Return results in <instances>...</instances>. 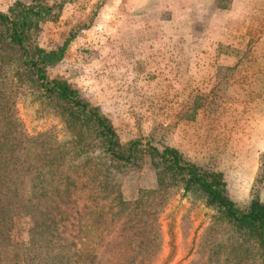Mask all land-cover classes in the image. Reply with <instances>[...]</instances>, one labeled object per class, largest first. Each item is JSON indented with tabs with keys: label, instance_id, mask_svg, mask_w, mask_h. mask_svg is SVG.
I'll return each instance as SVG.
<instances>
[{
	"label": "rangeland",
	"instance_id": "374dc122",
	"mask_svg": "<svg viewBox=\"0 0 264 264\" xmlns=\"http://www.w3.org/2000/svg\"><path fill=\"white\" fill-rule=\"evenodd\" d=\"M16 2L51 10L34 34L38 47L57 54L48 78L98 110L122 146L139 140L174 149L221 173L238 209L254 196L264 203V152L255 169L264 78L253 73L264 77V0H0V13ZM15 109L27 136L73 141L61 116L31 91L18 94ZM153 184L145 161L141 172L124 174L122 195L132 200ZM212 216L199 196L176 189L159 219L153 264L205 263Z\"/></svg>",
	"mask_w": 264,
	"mask_h": 264
},
{
	"label": "trees",
	"instance_id": "16d2710c",
	"mask_svg": "<svg viewBox=\"0 0 264 264\" xmlns=\"http://www.w3.org/2000/svg\"><path fill=\"white\" fill-rule=\"evenodd\" d=\"M50 11L16 2L0 13V264H153L162 248L159 219L178 188L213 210L203 264H264L258 197L240 210L221 173L169 147L122 146L98 110L48 78L57 54L38 47L34 34ZM21 91L61 116L75 134L70 145L51 132L24 133L15 109ZM145 161L153 187L124 199V174L141 172Z\"/></svg>",
	"mask_w": 264,
	"mask_h": 264
},
{
	"label": "crops",
	"instance_id": "0c3cea01",
	"mask_svg": "<svg viewBox=\"0 0 264 264\" xmlns=\"http://www.w3.org/2000/svg\"><path fill=\"white\" fill-rule=\"evenodd\" d=\"M178 62H182V60L179 59ZM253 73L255 74L254 75L255 79H257V78L263 79L264 78L263 75L261 74L262 72H260V71L254 70ZM255 92H257V91H255ZM263 128H264V126L262 127V131H260V133L255 138V144H256V164H255L256 166H255V169L258 166L259 156L264 152V131H263L264 129ZM262 198H264V195H262Z\"/></svg>",
	"mask_w": 264,
	"mask_h": 264
}]
</instances>
